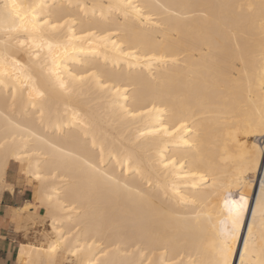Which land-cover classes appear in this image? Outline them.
I'll use <instances>...</instances> for the list:
<instances>
[{"label":"bare ground","instance_id":"bare-ground-1","mask_svg":"<svg viewBox=\"0 0 264 264\" xmlns=\"http://www.w3.org/2000/svg\"><path fill=\"white\" fill-rule=\"evenodd\" d=\"M257 139L264 0H0V185L48 226L19 263L220 264L243 196L229 264H264Z\"/></svg>","mask_w":264,"mask_h":264},{"label":"crops","instance_id":"crops-1","mask_svg":"<svg viewBox=\"0 0 264 264\" xmlns=\"http://www.w3.org/2000/svg\"><path fill=\"white\" fill-rule=\"evenodd\" d=\"M21 172L18 163L10 162L0 185V264H21L19 249L33 240L28 219L39 217L43 209L37 207L27 214L19 212L26 203L34 202L36 190L33 181Z\"/></svg>","mask_w":264,"mask_h":264},{"label":"snow or ice","instance_id":"snow-or-ice-1","mask_svg":"<svg viewBox=\"0 0 264 264\" xmlns=\"http://www.w3.org/2000/svg\"><path fill=\"white\" fill-rule=\"evenodd\" d=\"M13 7L15 8V5H13ZM241 203L240 204H236L235 202H233L231 204V206H228L226 204V207H228V219H230L231 221V229H227L225 228L224 230V236L225 239L223 241V246L218 250L219 254L221 256V261L220 264H229V255L231 254L232 251V245L230 243L231 240H234L237 234V231L239 229L240 226V222H241V217L243 215L244 212V208L247 204V201L244 200V197L241 196ZM262 216H264V212L261 213ZM227 223V221H225V224ZM252 234V230L251 228H249V236L251 237ZM248 249V245L245 244V251H247ZM241 264H244L243 259L241 261Z\"/></svg>","mask_w":264,"mask_h":264},{"label":"rangeland","instance_id":"rangeland-1","mask_svg":"<svg viewBox=\"0 0 264 264\" xmlns=\"http://www.w3.org/2000/svg\"><path fill=\"white\" fill-rule=\"evenodd\" d=\"M257 141L259 142V144H260V142H261V144L262 145H264V140L263 139H257ZM264 147V146H263ZM21 167V166H20ZM21 170H22V168H21ZM25 176V175H24ZM27 178H30V177H27ZM31 179V178H30ZM32 180V179H31ZM33 181V180H32ZM33 183H34V185H35V187L37 188V184H36V182H34L33 181ZM44 213H45V210L44 209H42V213H41V215L39 216V217H35V219H32V218H30V219H28V222L30 223V226H31V233H32V239H34V240H32V241H30V242H27L28 244H34V245H39V242H40V244H41V242H42V244L41 245H44V243H43V238H42V235L44 236L45 234H47V228H48V226L46 225L47 223H46V220L44 219ZM42 217V218H41ZM43 220V221H42ZM44 224V225H43ZM45 227H47V228H45ZM44 228V229H43ZM39 229V230H38ZM41 229V230H40ZM44 230V231H43ZM44 232V233H43ZM35 235V236H34ZM39 235V236H38ZM38 237V238H37ZM41 237V238H40ZM36 241H38V242H36ZM36 242V243H35ZM63 261H65V260H62L61 262H59V263H57V264H69L68 262H63Z\"/></svg>","mask_w":264,"mask_h":264}]
</instances>
